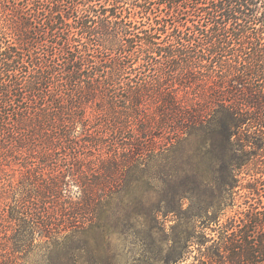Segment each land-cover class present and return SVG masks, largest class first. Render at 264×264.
<instances>
[{
    "label": "trees",
    "instance_id": "trees-1",
    "mask_svg": "<svg viewBox=\"0 0 264 264\" xmlns=\"http://www.w3.org/2000/svg\"><path fill=\"white\" fill-rule=\"evenodd\" d=\"M163 140L210 154L198 218L246 177L247 224L208 258L264 264V0H0V264H83L82 237L108 253L110 194Z\"/></svg>",
    "mask_w": 264,
    "mask_h": 264
},
{
    "label": "rangeland",
    "instance_id": "rangeland-1",
    "mask_svg": "<svg viewBox=\"0 0 264 264\" xmlns=\"http://www.w3.org/2000/svg\"><path fill=\"white\" fill-rule=\"evenodd\" d=\"M197 143L169 145L163 140L148 144L151 150L141 158L142 166L117 177L118 184L110 194L115 202L110 221L114 233L106 247L108 253L100 247L94 251L90 237H82L83 264H90L93 258L98 259L95 264H107L106 257L110 264H215L208 258L212 250L206 247L219 240L229 222L238 227L247 224L245 214L256 200L242 188L246 177L240 174L234 202L220 218H198L216 191L217 175L210 154H204L205 149L200 153ZM213 215L212 210L206 214L208 218ZM194 228L205 248L192 245L182 259L169 263L175 240L187 237Z\"/></svg>",
    "mask_w": 264,
    "mask_h": 264
}]
</instances>
